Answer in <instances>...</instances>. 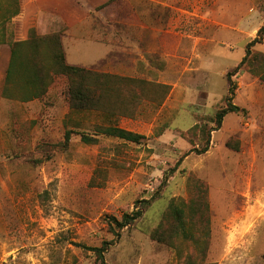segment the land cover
Returning a JSON list of instances; mask_svg holds the SVG:
<instances>
[{"label":"rangeland","instance_id":"1","mask_svg":"<svg viewBox=\"0 0 264 264\" xmlns=\"http://www.w3.org/2000/svg\"><path fill=\"white\" fill-rule=\"evenodd\" d=\"M76 1L75 23L60 25L67 63L133 80L121 88L130 99L112 95V116L71 115L57 77L43 99L10 101L0 46V264H102L85 247L105 242V264H185L195 251L183 235L172 246L151 236L173 202L193 207L192 234L207 231L209 264H264V82L253 70L264 39L250 46L264 0ZM229 73L241 111L217 127ZM109 124L145 138L97 132ZM197 180L208 210L191 202ZM144 206L124 229L113 223Z\"/></svg>","mask_w":264,"mask_h":264},{"label":"trees","instance_id":"2","mask_svg":"<svg viewBox=\"0 0 264 264\" xmlns=\"http://www.w3.org/2000/svg\"><path fill=\"white\" fill-rule=\"evenodd\" d=\"M80 7V5H77L76 0H0V45L8 44L11 50L2 91L3 97L10 101L22 103L39 101L48 94L56 78L62 77L67 81L71 115L102 112L105 116L106 114L112 116L110 104L107 103L112 95L117 93L119 98L130 99V95L126 98L122 97L121 88L124 87L125 81L133 82V80L103 73L93 68L70 65L66 61L62 32L38 34L37 16L40 10L61 18L66 29H68L75 23L76 13ZM263 39L264 26L259 30L258 37L250 43V46L256 42H261ZM255 58L256 61L253 60V70L261 69L259 74L264 82V54L263 56L257 54ZM250 59L251 51H248L247 56L235 71H238L246 63H252ZM259 60L261 63L255 66L254 62ZM232 75V73L227 75L230 87L226 106L219 110L215 116L217 127H220L226 115L241 111L240 107L233 103L236 87L232 81ZM97 132L133 143H140L145 138L143 135L112 124L99 125ZM73 133L72 130L65 132L64 139L67 143ZM81 140L87 145L97 142L96 138L87 133L81 134ZM207 150L208 144L206 143L202 152ZM194 182L193 189L196 190L197 196L191 202L203 203L208 210L207 187L199 180ZM182 204L178 206L174 202L171 203L163 221L151 236L161 243L172 246L176 240L175 238L183 235V238L193 245L195 251L186 257L185 264H209L207 261L208 233L204 230L205 232L197 237L192 234L189 224L195 221V214L193 213L187 217L186 210H193V207H187L184 202ZM145 208L146 206L133 211L131 214H125L121 221L114 218L113 223L118 229H124L140 219ZM170 225H175V227L170 230ZM109 244L112 243L105 242L101 247L85 248L94 251L102 264H105L104 255L109 249Z\"/></svg>","mask_w":264,"mask_h":264},{"label":"crops","instance_id":"3","mask_svg":"<svg viewBox=\"0 0 264 264\" xmlns=\"http://www.w3.org/2000/svg\"><path fill=\"white\" fill-rule=\"evenodd\" d=\"M61 24H63V22H62L61 18H59L58 16L51 14L49 12H46L44 10L39 11L38 16H37V32H38V34L45 35V34L60 32L61 26H62ZM66 31L67 30L65 29L64 34L66 33ZM65 37L66 36H64V38ZM96 43L97 44H103V43H99V42H96ZM5 45L9 46L8 44H3V46H5ZM0 46H2V45H0ZM106 55H107V53L105 55L103 54V57L99 58L97 61L101 60ZM73 58H74V61H76L75 55L73 56ZM9 62H10V60H9ZM8 66H9V64H8ZM7 69H8V67H7ZM7 69H6V72H7ZM6 72L4 74V83H5V78H6ZM3 87H4V85H3Z\"/></svg>","mask_w":264,"mask_h":264}]
</instances>
